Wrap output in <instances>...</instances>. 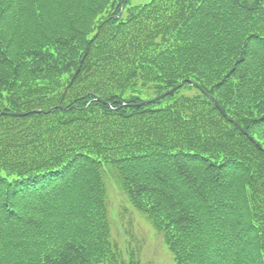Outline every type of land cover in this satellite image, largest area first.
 Segmentation results:
<instances>
[{"label": "trees", "instance_id": "16d2710c", "mask_svg": "<svg viewBox=\"0 0 264 264\" xmlns=\"http://www.w3.org/2000/svg\"><path fill=\"white\" fill-rule=\"evenodd\" d=\"M105 164L174 264H264V0H0V264H152Z\"/></svg>", "mask_w": 264, "mask_h": 264}, {"label": "rangeland", "instance_id": "374dc122", "mask_svg": "<svg viewBox=\"0 0 264 264\" xmlns=\"http://www.w3.org/2000/svg\"><path fill=\"white\" fill-rule=\"evenodd\" d=\"M148 0H131L132 4H142ZM103 166L105 203L110 221V234L127 257L152 264H173L170 252L163 242V233L155 230L151 223L132 208L128 197L117 181L114 169Z\"/></svg>", "mask_w": 264, "mask_h": 264}, {"label": "water", "instance_id": "95a60500", "mask_svg": "<svg viewBox=\"0 0 264 264\" xmlns=\"http://www.w3.org/2000/svg\"><path fill=\"white\" fill-rule=\"evenodd\" d=\"M179 86H181V85H178V86L172 88L171 90H169V91H167V92H165V93H163V94H161V95H159V96H157V97L152 98L151 100L144 101V102H142V104L147 103V102H150V101H154V100H156V99H158V98H160V97H162V96H165L166 94H168V93H170V92H173V91H174L175 89H177ZM211 98H212V97H211ZM212 100L215 101L213 98H212ZM11 114H12V115H21L22 113L11 112Z\"/></svg>", "mask_w": 264, "mask_h": 264}]
</instances>
